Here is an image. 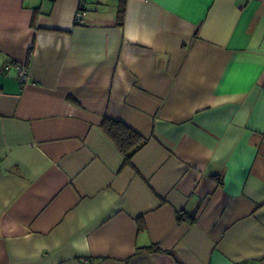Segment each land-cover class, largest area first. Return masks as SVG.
<instances>
[{"label":"crops","instance_id":"obj_1","mask_svg":"<svg viewBox=\"0 0 264 264\" xmlns=\"http://www.w3.org/2000/svg\"><path fill=\"white\" fill-rule=\"evenodd\" d=\"M80 7L0 0V264H264V0Z\"/></svg>","mask_w":264,"mask_h":264},{"label":"trees","instance_id":"obj_2","mask_svg":"<svg viewBox=\"0 0 264 264\" xmlns=\"http://www.w3.org/2000/svg\"><path fill=\"white\" fill-rule=\"evenodd\" d=\"M120 13H122V10H120ZM102 128L124 154L125 165H130L132 163V158L134 155L148 141L145 136L137 132L126 123L109 117L104 118L102 122ZM158 250L159 248L156 246L140 249L141 252H154Z\"/></svg>","mask_w":264,"mask_h":264},{"label":"built area","instance_id":"obj_3","mask_svg":"<svg viewBox=\"0 0 264 264\" xmlns=\"http://www.w3.org/2000/svg\"><path fill=\"white\" fill-rule=\"evenodd\" d=\"M91 0H81V7L78 10L77 14H76V22L77 23H81L83 21L84 16L86 15L87 12V5ZM10 68L9 64H6L3 68V71H6ZM16 68H17V76L19 78V80L22 83H30L31 82V74L29 73L27 67L22 64H16Z\"/></svg>","mask_w":264,"mask_h":264}]
</instances>
